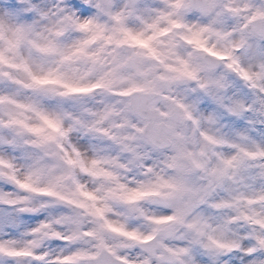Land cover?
<instances>
[{
  "label": "clouds",
  "instance_id": "1",
  "mask_svg": "<svg viewBox=\"0 0 264 264\" xmlns=\"http://www.w3.org/2000/svg\"><path fill=\"white\" fill-rule=\"evenodd\" d=\"M0 264H264V0H0Z\"/></svg>",
  "mask_w": 264,
  "mask_h": 264
}]
</instances>
